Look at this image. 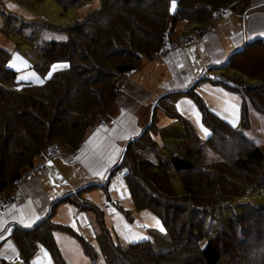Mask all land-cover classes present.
<instances>
[{
  "label": "trees",
  "instance_id": "16d2710c",
  "mask_svg": "<svg viewBox=\"0 0 264 264\" xmlns=\"http://www.w3.org/2000/svg\"><path fill=\"white\" fill-rule=\"evenodd\" d=\"M56 1L66 4V0ZM69 1L75 7L84 0ZM175 1V16L170 13L172 0H110L72 26L46 25L66 32L69 37L64 42L40 39L43 29L39 32L37 26L43 24L32 26L28 33L22 28L39 57L35 68L40 74H48L54 64L69 67L53 71L41 85L24 84L19 91L13 88L17 72L7 67L10 53L0 47V196L12 198L24 174L46 157L52 144L72 155L113 106L115 83L140 69L144 59L161 54L178 21L201 30L216 11L228 9L243 16L253 0ZM261 49L264 42L248 44L231 57V71L224 74L228 89L242 99V129L233 127L189 90L186 94L199 107L210 137L202 141L191 121L164 100L160 107L165 121L155 112L148 129L128 144L125 156L113 169L124 170L137 209H149L160 218L169 247L157 248L151 239L128 246L117 244L99 207L74 200L75 195L66 197L65 201L98 215L101 232L97 242L108 264H221L226 241L228 247H238L234 256L249 245H264V219L260 217L264 205L226 223L218 220L226 205L264 190V149L245 133L251 125V110L264 113V92L259 88L264 86ZM246 60L252 64L247 66ZM208 149L219 154L220 161H211ZM176 180L182 193L176 190ZM54 211L55 207L38 228L13 231L22 264H32L41 246L51 253L54 264H66L53 232H75L52 223ZM80 242L96 262L98 249L84 239ZM251 260L238 258V264H264V246ZM0 264L12 263L0 258Z\"/></svg>",
  "mask_w": 264,
  "mask_h": 264
},
{
  "label": "crops",
  "instance_id": "0c3cea01",
  "mask_svg": "<svg viewBox=\"0 0 264 264\" xmlns=\"http://www.w3.org/2000/svg\"><path fill=\"white\" fill-rule=\"evenodd\" d=\"M211 27V30L204 33L196 26L179 34L174 30L170 41H177L182 35L188 34L194 37V42L185 48H173L167 53L162 52L152 59H146L140 69L129 73L125 86L116 95L110 111L89 130L81 146L72 153L73 162L53 161L48 163L47 174L33 176H28L27 172L24 174L12 194V201L3 212H0L1 259L12 264H22L20 251L12 239L13 231L40 227L55 207L51 222L75 232L73 235L61 229L53 232L56 246L65 263L99 262L98 260L94 262L87 255L80 242L82 239L85 240L81 235H84L83 228L89 227L94 219L99 223L98 215L93 211L79 208L71 201H65L66 197L75 195L74 200L93 204L92 200H97L96 196L82 198V191L106 185L107 180L100 181L97 173L110 168L111 170L106 173L109 176L118 165H108L109 155L116 156L121 161L128 144L140 138L148 129L154 113L156 112L158 116L161 113L164 115L160 106L164 100L169 105L170 96L180 97L176 99L175 105H181L182 99L190 97L186 92L194 90L213 112L217 111L212 104L215 99L209 97V92L218 98L224 96L225 92L232 97L233 94L228 91V87L223 88L220 84L226 85L224 74L230 70L229 62L234 54L245 50L250 43L264 42V35H260L264 32V0H253L250 9L243 16L229 13L214 18ZM214 75H221L224 82L213 81ZM204 80L207 83L202 84ZM211 82L216 85L212 86L209 84ZM207 88H210L207 93L208 100L204 93ZM161 101L163 102L160 103ZM179 113L183 115L182 112ZM159 118L164 121L161 116ZM113 149H119V152H114ZM43 161V158L38 159L36 165ZM80 188L82 190H79ZM116 206L119 207V204ZM97 207L101 209L100 206ZM106 208L111 207L106 205ZM36 216L40 217L38 221L35 220ZM21 221L23 224L31 223L32 227H24ZM5 228H8V231H4ZM98 235H92L90 240L97 244L99 252L96 243ZM40 248L45 247H39L38 251Z\"/></svg>",
  "mask_w": 264,
  "mask_h": 264
},
{
  "label": "rangeland",
  "instance_id": "374dc122",
  "mask_svg": "<svg viewBox=\"0 0 264 264\" xmlns=\"http://www.w3.org/2000/svg\"><path fill=\"white\" fill-rule=\"evenodd\" d=\"M109 1L110 0H84L82 3L74 7L69 0H66L65 5L62 3L60 4L56 0H43L41 2H37L36 0H2L0 2V47L5 50H8L10 53V57L8 58V65L11 63L15 64L16 66V69L14 71L17 72V78L16 85L13 88L19 91L24 84L41 85L49 77L48 74L42 75L36 70L35 65L37 64L39 57L37 55V52L33 48L32 42L26 39L24 33L22 32V28L25 29L26 33H28V31L31 30L32 26H37V24H43L44 27L39 25L37 26L39 32L40 28L43 29L42 34H38V37L40 39L45 41L64 42L67 41L69 37L66 32L48 28L46 27V25L62 27L72 26L75 24V22H77V20L92 16L94 12H96L95 10L102 7V5H108ZM12 17L14 18L11 19ZM211 20L212 21L208 25H211L214 22V17H212ZM34 23L35 25H32ZM184 23L186 24L184 25ZM175 25L176 27L174 30L177 34L183 33L185 29H191L192 27V25L188 24L186 21L183 20L178 21ZM174 30L171 31L172 34ZM261 50H263L264 54V49ZM255 55L257 56V54ZM262 58H264V55H262ZM145 60L146 59H144V61ZM246 63L248 66V64H252V61L246 60ZM49 72H53V70L51 69ZM33 73H35V76L33 75ZM211 73H213L212 70ZM232 74L233 73H230V75ZM36 77H39L40 79H37ZM203 83H207V81L204 80L202 84ZM116 84L117 83H115V89L117 95L122 88H118ZM209 84H211L212 86L216 85L213 82ZM220 86H222L223 88H227L226 85L223 84H220ZM259 88L262 89L261 91L264 92V86H261ZM209 91L210 88H207L204 92L205 96L207 97V100V93ZM228 91L233 94L232 97L235 96L238 97V99L232 100L230 94L218 98V96H215V94L209 92V97H213L215 99L212 101V104L218 111L217 112L214 110V113H216L220 117H223L229 122L232 119V116L230 114V111H225V109L228 107L226 101L229 103L238 104L239 122L236 124L235 128L242 129L241 96L239 93L233 92L230 89ZM179 98L180 97H177L176 95L170 96L169 100L171 101V103L169 104V106L173 108L172 110L182 112L183 116L191 121L201 140L205 141L210 137L211 132L202 121L201 112H199V107L197 108V105H195L196 103L190 97H186L187 99H182L181 105L178 108L177 105H175V101ZM187 101H192L193 103L189 104L187 103ZM159 116H161L165 121L164 115H162V113L159 114ZM250 123V128L246 129L245 133L254 142H256L260 148L264 149V113L251 110ZM201 124H203L204 128L208 129V134H205L202 131ZM208 155L211 161H220L219 154H217L213 150L208 149ZM122 171L123 174H121L117 178L111 179L108 186H96L88 190H83L81 197H85L88 199L89 196H96L97 200H92V202L94 205L100 206V208L102 209V212L104 214V220L106 222V227L112 233L114 241L117 244H120L122 246H128L132 244L125 240L123 236H127L129 240H131L136 235H143L147 236V239L153 240L157 248L169 247L171 245V242L169 239L167 240L165 238L166 230L165 232H160L159 226H157L152 220V217H156L159 220L160 218L149 209H137L130 195L127 182L124 178V170L122 169ZM79 190H82V188H80ZM176 190L178 193L183 192L182 185L178 181L176 183ZM108 204H110V209L106 208V205ZM118 204L120 208L116 206ZM259 205H264V190L262 189H258L257 191H254L245 197L234 200V203L232 205H226L223 209L221 217L219 216L218 220H220L221 223L222 221L223 223H226L227 219H235L238 215H241L242 213H245L248 210H253L254 207H257ZM84 213L87 212L84 211ZM260 217L264 219V212L261 213ZM83 231L85 236L83 234L81 235L85 237V242H90L89 244H91L94 249L97 250V244H93L90 239L91 237L98 235V233H100L101 231V226L98 223V220L94 219L90 223L89 227L83 228ZM121 233H123V236L121 235ZM96 243H98L97 240ZM227 243L228 241L222 244L224 247L222 250L223 260L221 264H238V258H241L242 261H250L252 258H254L255 251L257 249H262L264 246L253 244V247H251L249 245L247 247V250L237 256H234V254L238 252V247L234 246L230 248L226 245ZM98 261L99 262L96 261V264H108L106 256L102 253L100 247L98 252ZM32 264H54V261L52 259L51 253L46 248H40V250L36 253L35 258L33 259Z\"/></svg>",
  "mask_w": 264,
  "mask_h": 264
},
{
  "label": "built area",
  "instance_id": "2783aa9c",
  "mask_svg": "<svg viewBox=\"0 0 264 264\" xmlns=\"http://www.w3.org/2000/svg\"><path fill=\"white\" fill-rule=\"evenodd\" d=\"M229 13L231 12L228 9H221L219 11H216L213 17L216 18V17L226 16ZM211 29H212L211 25H208L207 27L202 28L200 32L204 33ZM193 42H194L193 36L184 34L177 41L167 40L166 44L163 47L162 52L167 53L173 48H185ZM128 74L129 73H126L125 78H127ZM125 78L121 79L120 82L119 81L117 82L116 86L118 88H123L125 86V82H126ZM212 80L215 82H224V78L221 75H214L212 77ZM45 152H46L45 153L46 157L44 158V161L41 164L35 165L33 168H31L27 173L28 176H33L35 174H41V175L47 174L49 171V167H48L49 162L60 160L62 162L69 163V162H73L74 160L73 155L66 154V152L62 149V147L58 144H52ZM121 174H123V171L121 169H116L111 171L108 178L110 179L117 178ZM11 201H12L11 197L5 198L0 196V212H3ZM107 206L109 207L110 204H108Z\"/></svg>",
  "mask_w": 264,
  "mask_h": 264
},
{
  "label": "snow or ice",
  "instance_id": "6c2138e0",
  "mask_svg": "<svg viewBox=\"0 0 264 264\" xmlns=\"http://www.w3.org/2000/svg\"><path fill=\"white\" fill-rule=\"evenodd\" d=\"M175 7H176V3H175V0H172V9L175 10ZM260 35H264V32L260 33ZM217 63H219V61H217ZM8 67L12 68L13 70L16 69V66L15 64H9ZM69 67V65L67 64H54L52 65V70L55 71L57 69H60V68H67ZM33 75L35 76V73H33ZM52 75V72H49L48 73V76L51 77ZM37 79H40L39 77H36ZM42 82V80H41ZM223 91V90H221ZM225 96L228 95V93H224ZM232 100H236L238 99V97H235L233 96L231 98ZM187 103L189 104H192L193 102L192 101H187ZM226 103L228 104V107L225 109V111H230V114L232 116V119L229 121L234 127L236 126V124L239 122V106L238 104L236 103H229L226 101ZM180 105H177V107L179 108ZM201 128H202V131L205 133V134H208V129L207 128H204L203 127V124H201ZM114 152H119V149H113ZM108 165H116V164H119L120 163V160L118 157L116 156H112V155H109V158H108V161H107ZM111 169L110 168H105V170L103 172H98L97 173V176L99 177V180L100 181H105V180H108V176L106 175V173L108 171H110ZM40 219L39 216H36L35 217V220L38 221ZM152 220L154 221V223L159 226V231L160 232H165V228L163 227V225L161 224L160 220L156 217H152ZM21 223L23 224V221H21ZM24 227H27V228H30L32 227V224L31 223H28V224H23ZM73 227H75V225H73ZM4 231H8V228H5ZM121 235L123 236V233H121ZM123 238L125 240H127L129 243H139L140 241L142 240H146L147 239V236H143V235H136L133 239L129 240V238L127 236H123Z\"/></svg>",
  "mask_w": 264,
  "mask_h": 264
},
{
  "label": "water",
  "instance_id": "95a60500",
  "mask_svg": "<svg viewBox=\"0 0 264 264\" xmlns=\"http://www.w3.org/2000/svg\"><path fill=\"white\" fill-rule=\"evenodd\" d=\"M175 3H176L175 10L172 9V6H171V9H170V13H171L172 16L177 15V12H178V1H175ZM125 153H126V151H125ZM124 156H125V154H124ZM120 162H121V161H120ZM119 164H120V163H119ZM119 164H118V165H119Z\"/></svg>",
  "mask_w": 264,
  "mask_h": 264
}]
</instances>
